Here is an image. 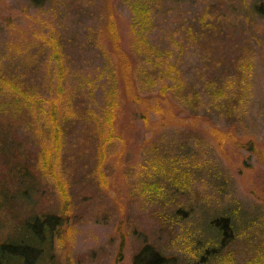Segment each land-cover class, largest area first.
<instances>
[{"label": "rangeland", "instance_id": "rangeland-1", "mask_svg": "<svg viewBox=\"0 0 264 264\" xmlns=\"http://www.w3.org/2000/svg\"><path fill=\"white\" fill-rule=\"evenodd\" d=\"M137 1L0 0V123L6 121L12 142L0 150V183L8 189L15 184L9 199L15 231L20 234L34 214L62 213L55 258L43 264H129L143 241L189 259L198 244L213 242L208 221L227 213L241 223L237 240L218 262L258 264L249 228L264 217V167L258 169L253 160L244 163L246 152L227 134L215 137L209 120L196 133L182 126L185 113L172 115L168 104L165 117L151 113L143 122L138 115L156 104L161 78L170 82L175 74L163 76L156 66L165 72L169 63L175 64L190 80H201L202 68L225 66V57L239 55L238 67L226 70L235 88L229 90L243 99L235 113H246L244 125L264 137V17L253 14L244 20L245 0H153L152 24L139 34L130 22V4ZM104 25L110 35L105 36ZM46 36L61 41L70 60L65 92L57 99L62 126L57 136L46 132V106L56 93L49 82L58 70V61L46 62L51 51ZM116 67L126 72L119 82L123 95L133 98L138 120L133 118L126 129L131 139L122 156L116 155L121 142L113 141L102 162L98 121L76 122L75 108L89 103L98 111L102 89L118 81ZM172 95L179 102L185 93ZM214 107L223 123L228 112L220 115L219 104ZM62 115L76 126L63 129ZM162 118L170 123L162 125ZM142 138L151 141L138 145ZM1 139L3 146L9 144ZM9 155L10 164H30L36 182L21 171L10 177ZM54 167L57 177L46 175ZM179 206L189 209V215L174 222L172 212Z\"/></svg>", "mask_w": 264, "mask_h": 264}, {"label": "trees", "instance_id": "trees-1", "mask_svg": "<svg viewBox=\"0 0 264 264\" xmlns=\"http://www.w3.org/2000/svg\"><path fill=\"white\" fill-rule=\"evenodd\" d=\"M245 1L244 2L247 4V8L245 9L246 12H244V20L247 21V18L253 14L264 17V0ZM154 3L153 0H139L137 2H131L130 22L132 27L136 29L135 32L139 34L143 33L145 28H147L145 24H152L154 18L152 9ZM103 29L105 36L107 33L110 35L111 30L108 29L106 25L103 26ZM43 39L45 43L48 42V44L51 45V51L47 55L48 57L46 56V62L49 60L54 62L58 61V70H55L56 74L55 77H53L55 78V81L51 80L49 82L54 87V93L56 92L55 97L52 102H49L46 106V116L49 120V125H46V132H52V135L56 134L57 136L58 134L61 135L62 131V129H60L62 126H60L58 120L59 117L61 118V115L57 113L58 105L63 89L65 92L66 82L68 81L69 72L67 70V66H69L68 64L70 63V60L65 58L64 47L61 41L47 36ZM141 39L142 43L146 45V33L143 34ZM148 45L153 48V45L149 43ZM156 51L158 53L162 50L157 49ZM238 56L235 55L236 58L233 57V59H230V56L225 57L227 60H222V62L225 63V66L222 64H215L213 68H208V66L202 68L203 72L201 73H204V77L201 80H190L183 75L181 69L175 64L169 63L165 72L160 69L159 65L156 66L161 71L160 73L163 76L164 74L165 76L169 75L170 71H173L175 74L171 77L170 82H168L167 78L162 76L163 78L160 80L158 90H156V104L153 105V107H148L147 112L139 113V119L143 122L148 121L151 118V113L165 117L163 109L166 107L165 104H168L167 111L172 115L180 112L185 113L183 115L185 117L182 118V126L187 129H191L196 133H201L203 131L201 124L209 120V130L215 135V137H219L218 134H227L226 136H228V138H232L238 149L241 148L242 151L244 150L246 152V155L243 156L244 163L253 160L252 164H254L258 169H263L264 137H258L255 133L248 130L246 124L244 125L247 119L246 113H243V115L242 113L239 115L235 113L243 101H240L241 98L237 95V90H235V92H232L231 89L229 90V88H235L230 85L229 80H231L232 77L228 74V72H226V70H228V68L238 67ZM37 60L39 61V59ZM50 72L53 73L52 68L50 69ZM114 73L118 81L111 87H107L104 90L102 89V97L100 98L101 105L98 111H95L96 109L89 103L87 104L88 106H81L78 110L75 108L77 112L75 115L78 117L74 118L76 122L79 118L92 119L95 117V120L97 119L96 122H98L96 126L99 127L100 137H102L100 141L98 140L97 146L100 151V156L103 157L102 162L109 157L107 149H109V146L113 143V141L121 142L122 146L116 155L119 157L122 156L127 139L128 142L129 139H131V135H128L129 132H127L126 129L131 127L132 121L137 119L134 118L136 112H133V98H127L125 94L123 95V88L119 82L124 76H126V72H122L120 67H116V71H114ZM174 92L185 93L183 99L180 98L178 100L179 102L182 101L181 103L172 100V93ZM183 104L186 106L184 107ZM214 104H219L220 106V110L217 109L218 114H220L221 111L223 113L228 112V115H231V118L226 116L228 119L226 118L225 121L221 123L213 114L214 111L216 113ZM211 106L213 107L211 108ZM237 111L239 112V110ZM169 113L168 115H170ZM62 117L64 120V122L61 121L64 124L63 129L67 125H70L72 128L76 126V124L73 121H70V118L66 115H62ZM162 121V125L170 123V120L165 118H162ZM2 125L4 128L3 131H1ZM6 125V121H2L0 123V136L2 138L5 137L9 144L7 146H3V142L0 137V150L3 148H11L12 142L9 139L10 131ZM239 126L245 127L241 133L236 131V128ZM135 141H137V139L133 140L131 143H134ZM150 141L151 139L142 138L138 139L137 143L138 145L140 143L144 145V143ZM12 157L13 156L10 155L7 156V166L10 167L9 176L11 177L14 175V172L18 173V171H21L23 176H27L36 182L37 174L33 171L32 166H30L27 162L19 161L10 164ZM55 170L56 169L54 167L50 173L46 171V175H53L54 177H57V172H55ZM15 177H12L13 181ZM14 185L15 184L13 183V186L8 189L5 184L2 185L0 183V264H43L47 260H54V241L60 227L63 225L62 213L49 210V214H34L33 216H29L23 222L20 234H17L15 231L16 222L10 220L14 218V215L11 213L9 200L14 196ZM262 189L264 191V185ZM61 194L65 196L66 200L69 198L66 188L61 189ZM188 215L189 209L179 206L172 212L171 217L174 222H179ZM240 223L241 222L238 220L237 216H232L227 213H223L219 216H213L208 221V227L210 228V231H212L210 233L212 235L213 242L198 244L196 247L197 250L189 257V259L184 256H182L181 259L176 254L165 253L153 243L143 241L140 247H138L131 254L129 264H223V262L220 263L218 260H220L224 255V250L237 240V227ZM253 224L255 225H252V227L249 228V231L252 234L250 235L249 240L251 241V237L254 239L252 243H255L252 244V247L254 248L257 246L258 248V250L255 249L254 255L258 258V264H261L264 258V256H261V252L264 253V217L260 218L258 222ZM6 228L10 229L6 230ZM211 240L212 239L210 238V241ZM250 245L251 244H249V246ZM246 251V253H248V250ZM249 258L251 259V256H249ZM249 262L251 263L248 264H253L252 260Z\"/></svg>", "mask_w": 264, "mask_h": 264}]
</instances>
